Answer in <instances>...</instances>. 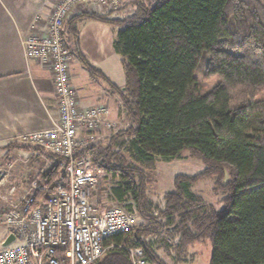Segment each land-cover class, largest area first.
Segmentation results:
<instances>
[{"label":"trees","instance_id":"16d2710c","mask_svg":"<svg viewBox=\"0 0 264 264\" xmlns=\"http://www.w3.org/2000/svg\"><path fill=\"white\" fill-rule=\"evenodd\" d=\"M132 3L134 13L111 20L122 27L114 47L126 73L125 87L112 92L132 123L106 145L90 143L75 155L91 156L117 179L112 198L143 219L113 240L143 247L159 264L166 263L150 237L165 233L176 240L178 256L209 241L210 264H264V0ZM73 22L67 30L76 41L73 55L92 77L108 80L83 55ZM201 71L215 80L208 89L197 76ZM8 146L45 155L51 164L40 176L51 186L65 173L68 160L57 154L16 140ZM185 152L204 168L177 176L156 216L147 207L151 173L159 158ZM204 178L224 194L223 206L192 191ZM96 264L132 262L126 249L114 248Z\"/></svg>","mask_w":264,"mask_h":264},{"label":"built area","instance_id":"2783aa9c","mask_svg":"<svg viewBox=\"0 0 264 264\" xmlns=\"http://www.w3.org/2000/svg\"><path fill=\"white\" fill-rule=\"evenodd\" d=\"M122 1L56 0L47 34L23 37L26 57L52 71L58 116L51 115L50 127L23 133L18 141L57 154L68 163L54 186L38 175L25 188L14 178L13 169L18 161L28 163L43 155L39 150L20 149L16 159L0 167V198L9 202L0 215V226L6 229L2 242L15 234L10 245L0 246V264H96L114 248L126 249L132 264H159L148 259L143 247L113 240L136 223L122 206L103 209L91 202L103 180V168L89 155L75 156L90 144L80 137L82 130L93 132L112 123L107 106L79 105L71 82L74 56L64 38L65 23L77 8L105 14L117 11Z\"/></svg>","mask_w":264,"mask_h":264},{"label":"crops","instance_id":"0c3cea01","mask_svg":"<svg viewBox=\"0 0 264 264\" xmlns=\"http://www.w3.org/2000/svg\"><path fill=\"white\" fill-rule=\"evenodd\" d=\"M55 2L56 0H0V146L2 147L8 146L15 140L18 141L19 135L23 133L50 127L51 115L58 116V101L52 71L40 61L28 59L22 42L23 37L31 34L38 36L47 34ZM130 2L133 4L132 0ZM81 11L95 12L87 7L77 8L68 18L72 20L66 21L64 32L67 30L69 32L70 24L74 19L80 50L94 67L103 72V63L99 56L100 45L106 39V33L109 34V44L113 39L115 41L120 26L111 20L120 19V16L116 11L109 12L111 13L109 16L95 12L99 13L101 19L78 16L83 14ZM70 72L71 82L77 91L81 107L93 106L95 103L109 107L110 99L104 92V83L92 77L76 56L71 61ZM110 116L115 119V112L110 113ZM112 119H110L112 122H116ZM43 157L46 159L45 155H40L38 158ZM14 174L17 180L22 181V187L29 185L23 182L24 179H19V173L14 172ZM2 240L1 237L0 246Z\"/></svg>","mask_w":264,"mask_h":264},{"label":"rangeland","instance_id":"374dc122","mask_svg":"<svg viewBox=\"0 0 264 264\" xmlns=\"http://www.w3.org/2000/svg\"><path fill=\"white\" fill-rule=\"evenodd\" d=\"M131 0H124L120 3L119 9L116 11L120 19L127 17L135 12V7L130 2ZM147 3H153L155 0H145ZM81 13H83L81 11ZM115 13V12H114ZM111 13L107 12L102 14L104 16H109ZM122 27L120 26V29ZM115 38V37H114ZM116 39V38H115ZM109 34L106 33V39L103 44L100 45L99 56L103 63V74L108 80L98 77L100 81L104 83V92L108 94L110 99L109 104V116L108 121L112 123V126L106 127L105 125L98 128L96 131L90 132L82 130L80 132V137L87 139L90 143H95L97 145H106L114 133L120 129H126L131 125V119L128 117L125 109L122 106V100L117 93L112 91H117V89H123L125 87V67L123 62V56L119 54L114 47V39L109 44ZM65 41L68 47L75 49L76 41L71 33L65 35ZM198 78L201 80L205 88L212 86L215 80L206 79L203 75V71L198 73ZM112 92V94H111ZM113 97H112V96ZM113 99V100H112ZM107 103V102H105ZM94 105H100L95 103ZM115 112V119H112L110 113ZM117 114V117H116ZM116 120V122H112ZM89 135H93L90 137ZM20 148L14 146H0V167L7 166L11 161L19 156ZM49 159L44 157L39 159L34 156L28 163L16 162L15 171L13 169V175L19 173V179H24L23 182L30 183V181L40 175L43 171L50 166ZM203 164L193 158L188 152H185L181 158H159L157 162V169L151 173L152 183L149 185L148 192V209L154 215L156 211L164 206L165 194L175 190V180L179 175L184 176H194L203 170ZM102 182L99 185L98 191H96L92 197L91 202L103 209L122 206L127 212L133 217L136 225L143 223V219L140 217L139 213L134 210H130L125 204H119L115 199L112 198L110 194V188L112 185H117L118 180L107 175L103 170ZM17 175V176H18ZM41 177V176H40ZM192 191L205 198L210 203L218 206H223L222 200L225 197L224 194L215 188V183L210 178H204L194 184ZM9 202H4L0 198V215L7 211ZM6 229L0 226V238H3ZM155 251H158V255L166 264H210L212 259V246L209 241L204 243H196L188 247L186 252L182 256H178L174 250V244L176 240L171 238L169 233L163 235L150 237ZM168 245V248L167 246Z\"/></svg>","mask_w":264,"mask_h":264},{"label":"water","instance_id":"95a60500","mask_svg":"<svg viewBox=\"0 0 264 264\" xmlns=\"http://www.w3.org/2000/svg\"><path fill=\"white\" fill-rule=\"evenodd\" d=\"M15 240V234L11 233L1 244V246L6 247L10 245Z\"/></svg>","mask_w":264,"mask_h":264}]
</instances>
